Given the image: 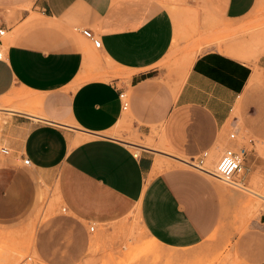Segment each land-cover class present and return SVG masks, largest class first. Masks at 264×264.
<instances>
[{
    "label": "crops",
    "instance_id": "crops-1",
    "mask_svg": "<svg viewBox=\"0 0 264 264\" xmlns=\"http://www.w3.org/2000/svg\"><path fill=\"white\" fill-rule=\"evenodd\" d=\"M179 2L0 0V99L23 96L2 112L0 221L29 215L46 195L84 233L136 217L148 239L182 251L215 232L220 188L181 165L240 147L229 128L237 140L252 129L248 92L254 64L264 67V30L245 31L260 0ZM176 20L179 39L193 25L216 41L175 66L171 54L185 44L175 43ZM126 139L145 145L135 153ZM233 241L246 264H264V213ZM44 264L60 262L45 255Z\"/></svg>",
    "mask_w": 264,
    "mask_h": 264
},
{
    "label": "rangeland",
    "instance_id": "rangeland-1",
    "mask_svg": "<svg viewBox=\"0 0 264 264\" xmlns=\"http://www.w3.org/2000/svg\"><path fill=\"white\" fill-rule=\"evenodd\" d=\"M168 1L174 7L181 3ZM254 15L245 33L264 30V0H260ZM182 21L176 20L175 43L180 40L185 44L171 54L175 66L195 58L216 41L213 34L198 35V28L193 25H190L189 38L179 39L177 32L184 24ZM95 66L98 67V58ZM248 96L256 119L250 132L241 130L238 134L239 145L244 143L243 139L253 140L243 173L237 178L241 187L232 188L209 177L218 183L222 193L223 216L217 230L202 244L182 251L162 248L146 237L136 217L125 225L100 227L93 233H84L77 223L65 218L54 196L40 195L36 208L29 215L14 221H0V264H44L45 255L51 260L56 257L60 264H246L233 239L247 232L250 222L264 213V202L245 192L246 189L264 191V67L254 64ZM22 98L10 94L0 99V124L7 116L2 112L15 109L16 102ZM229 132L233 133V129L229 128ZM111 136L120 138L117 134ZM126 142L145 145L133 139H126ZM136 148L132 146L138 153ZM223 151L224 148L213 157L210 153L206 167L216 166Z\"/></svg>",
    "mask_w": 264,
    "mask_h": 264
},
{
    "label": "built area",
    "instance_id": "built-area-1",
    "mask_svg": "<svg viewBox=\"0 0 264 264\" xmlns=\"http://www.w3.org/2000/svg\"><path fill=\"white\" fill-rule=\"evenodd\" d=\"M82 35L89 40L94 48L98 49L100 47L99 39L89 30H81ZM4 31H0V37L3 36ZM3 58V53L0 50V60ZM121 101V109L122 111H127L129 108V99L125 93H120L118 96ZM229 139L231 141H237L236 133H232L229 135ZM244 143L240 147L237 148H226L222 152L219 161L217 162L215 169L210 171L208 167H206V162L210 158V154L208 152L202 153L200 156L196 158H191L184 160V165L189 169L199 172L202 175L220 181L229 187L239 188L240 182L237 181V178L241 176L243 173V164L248 157V154L252 150L253 140L252 139H243ZM1 153L4 155L8 154V151L5 149L1 150ZM24 166H29L30 161L28 159L23 160ZM65 211V210H63ZM94 226L89 228V232L93 233Z\"/></svg>",
    "mask_w": 264,
    "mask_h": 264
},
{
    "label": "bare ground",
    "instance_id": "bare-ground-1",
    "mask_svg": "<svg viewBox=\"0 0 264 264\" xmlns=\"http://www.w3.org/2000/svg\"><path fill=\"white\" fill-rule=\"evenodd\" d=\"M194 61V58H192L191 57V59L189 60V63H192ZM254 77V76H253ZM2 109V108H1ZM13 112H11L10 111V113L9 114H12ZM9 116V115H8ZM3 122H5V120H3ZM2 124V123H1ZM0 124V125H1ZM1 129V128H0ZM82 138V137H81ZM83 140H84V138H83ZM128 144H130V146L132 147V146H137V145H135V144H132V143H128ZM138 150V149H137ZM159 159V158H158ZM160 159H162V158H160ZM168 159V158H167ZM212 160V159H211ZM159 161V160H158ZM160 162V161H159ZM156 163V162H155ZM169 163V162H168ZM182 163H184V159H183V161H182ZM159 164H161V163H159ZM166 165V164H165ZM161 166V165H160ZM162 166H164V165H162ZM175 166V165H174ZM173 166V167H174ZM157 167V166H156ZM155 167V168H156ZM208 167V169L210 170V171H213V168L215 167H213V166H207ZM159 169H161V168H159ZM165 169V168H164ZM217 183V182H216ZM217 185H218V183H217ZM217 187V186H216ZM222 187V186H221ZM219 188V187H218ZM244 189V188H243ZM246 189V188H245ZM246 193L247 192H249V193H251L252 195H254L257 199H259V200H261V201H263L264 202V191L263 192H254V191H251V190H247L246 189V191H245ZM250 195V194H249ZM226 196V195H225ZM253 196V197H254ZM227 201V200H226ZM1 228V227H0ZM217 230V229H216ZM10 233V232H9ZM33 238V237H32ZM153 241V240H152ZM154 242V241H153ZM233 254V253H232ZM233 256H235V255H233Z\"/></svg>",
    "mask_w": 264,
    "mask_h": 264
}]
</instances>
